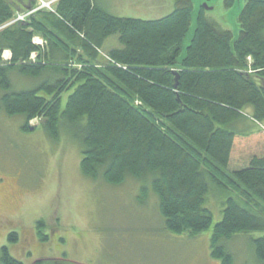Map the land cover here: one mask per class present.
Returning a JSON list of instances; mask_svg holds the SVG:
<instances>
[{
	"label": "trees",
	"instance_id": "1",
	"mask_svg": "<svg viewBox=\"0 0 264 264\" xmlns=\"http://www.w3.org/2000/svg\"><path fill=\"white\" fill-rule=\"evenodd\" d=\"M37 5L0 0V110L23 115L25 130L41 117L51 138L77 140L91 178H150L165 228L199 234L213 226L221 264H234L224 239L262 232L254 246L264 264V0L247 1L235 41L202 8L186 48L193 0H176L155 20L118 17L94 0H58L16 20ZM112 36L120 45L104 48ZM14 72L41 81L13 90ZM246 119L255 130L237 128ZM213 192L224 198L215 224ZM0 264L25 263L3 246Z\"/></svg>",
	"mask_w": 264,
	"mask_h": 264
},
{
	"label": "rangeland",
	"instance_id": "2",
	"mask_svg": "<svg viewBox=\"0 0 264 264\" xmlns=\"http://www.w3.org/2000/svg\"><path fill=\"white\" fill-rule=\"evenodd\" d=\"M94 1L115 16L143 20L167 16L176 3ZM247 1L193 0L192 24L184 48L195 32L202 8L211 20L231 30L235 41L241 31L240 11ZM25 13H17L16 18ZM43 41L40 36L34 42ZM118 45V36H112L104 48ZM32 57L36 58V53ZM11 79L13 90L33 88L41 81L18 72L11 73ZM72 91L62 94L63 107ZM246 111L252 113V108ZM24 123L23 115L0 110V250L7 246L25 264H221L212 256L213 226L199 234L165 228L150 178L139 180L129 175L121 184L91 178L81 169L77 140L67 133L60 140L51 138L42 127L41 117L31 120L27 130ZM237 124L242 131L256 129L248 120ZM223 202L217 192L207 199L214 224L222 218ZM11 232L18 235L15 243L9 240ZM262 235L260 231L240 233L221 244L232 254L234 264H260L254 239Z\"/></svg>",
	"mask_w": 264,
	"mask_h": 264
},
{
	"label": "built area",
	"instance_id": "3",
	"mask_svg": "<svg viewBox=\"0 0 264 264\" xmlns=\"http://www.w3.org/2000/svg\"><path fill=\"white\" fill-rule=\"evenodd\" d=\"M58 0H39L38 6H36L33 10L27 11V13L18 15L16 20H24L27 16L35 12L36 10L44 7H49V9H53L54 2H57ZM6 53V52H5ZM8 53V52H7ZM10 55V54H9ZM8 55H4L5 58H7ZM10 58V56H8Z\"/></svg>",
	"mask_w": 264,
	"mask_h": 264
},
{
	"label": "crops",
	"instance_id": "4",
	"mask_svg": "<svg viewBox=\"0 0 264 264\" xmlns=\"http://www.w3.org/2000/svg\"><path fill=\"white\" fill-rule=\"evenodd\" d=\"M28 1V0H27ZM26 6H27V4L26 5H20V7L18 8V10H23V9H28V7L26 8ZM100 59H101V57H100Z\"/></svg>",
	"mask_w": 264,
	"mask_h": 264
},
{
	"label": "water",
	"instance_id": "5",
	"mask_svg": "<svg viewBox=\"0 0 264 264\" xmlns=\"http://www.w3.org/2000/svg\"><path fill=\"white\" fill-rule=\"evenodd\" d=\"M204 8H205V9H208L209 7H208L207 4H205V5H204ZM200 10H201V9H200ZM200 10H199V12H200ZM242 10H243V9H242ZM242 10L240 11V14H241ZM199 12H198V14H199ZM196 27H197V26H195V30H196ZM195 30H194V31H195Z\"/></svg>",
	"mask_w": 264,
	"mask_h": 264
}]
</instances>
